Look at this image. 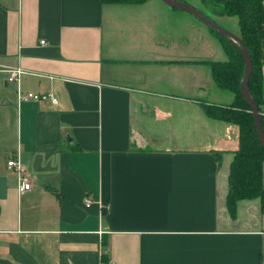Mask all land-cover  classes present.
<instances>
[{"label": "crops", "instance_id": "0c3cea01", "mask_svg": "<svg viewBox=\"0 0 264 264\" xmlns=\"http://www.w3.org/2000/svg\"><path fill=\"white\" fill-rule=\"evenodd\" d=\"M227 59L161 0H0V264H264L260 198L226 205L239 127L203 107Z\"/></svg>", "mask_w": 264, "mask_h": 264}, {"label": "trees", "instance_id": "16d2710c", "mask_svg": "<svg viewBox=\"0 0 264 264\" xmlns=\"http://www.w3.org/2000/svg\"><path fill=\"white\" fill-rule=\"evenodd\" d=\"M102 1L116 4H142L148 0ZM179 1L186 2V0ZM216 1L219 5L214 7L215 14L238 17L239 36L248 48L253 63L248 88L261 114L264 105L262 70L264 65V0ZM207 15L211 17L210 14ZM211 29L216 33L228 54L226 61L210 62L212 74L218 87L231 92L234 100L230 105L204 103V111L212 119L230 122L239 127V146L230 165L226 205L232 216H235L240 200L260 198L261 210L264 212V146L256 128L252 107L241 89L246 61L241 49L233 41L215 29ZM104 261L108 262L107 257Z\"/></svg>", "mask_w": 264, "mask_h": 264}, {"label": "water", "instance_id": "95a60500", "mask_svg": "<svg viewBox=\"0 0 264 264\" xmlns=\"http://www.w3.org/2000/svg\"><path fill=\"white\" fill-rule=\"evenodd\" d=\"M167 5L177 8L186 12L191 13L198 19H200L204 24L208 25L209 27L215 29L217 32H219L221 35L229 38L231 41H233L242 51L245 61H246V69H245V76L242 81V93L245 97V99L250 103L254 116H255V123L256 128L259 133V137L261 139V142L264 146V128L262 124L261 114L259 111V108L255 101L252 99L249 88H248V81L251 76L252 70H253V63L250 56V52L248 48L246 47L245 43L241 39V37L232 31L222 27L220 24H218L216 21H214L211 17H209L207 14H205L200 9L194 7L193 5H190L186 2H182L179 0H162Z\"/></svg>", "mask_w": 264, "mask_h": 264}, {"label": "built area", "instance_id": "2783aa9c", "mask_svg": "<svg viewBox=\"0 0 264 264\" xmlns=\"http://www.w3.org/2000/svg\"><path fill=\"white\" fill-rule=\"evenodd\" d=\"M46 41L42 40L41 44H45ZM9 76H8V82L13 83L20 79V76L23 74V71L21 69H8L7 70ZM18 97L20 101H48L51 103H57L58 97L55 93L49 92V93H38V92H22L19 91ZM8 167L13 170L17 175L19 179V185L18 190L20 193H23L29 189L32 188V180L30 176L26 173L25 168L21 160L16 157L12 158L8 161ZM91 203V200L87 199L86 204L89 206Z\"/></svg>", "mask_w": 264, "mask_h": 264}, {"label": "rangeland", "instance_id": "374dc122", "mask_svg": "<svg viewBox=\"0 0 264 264\" xmlns=\"http://www.w3.org/2000/svg\"><path fill=\"white\" fill-rule=\"evenodd\" d=\"M186 2L190 5H194L198 8H201L203 12H205V14L206 13L215 14L214 7L215 5H219V3L216 0H186ZM221 22L223 26L230 28V30H234V31L239 30L237 16H230L229 18H226Z\"/></svg>", "mask_w": 264, "mask_h": 264}]
</instances>
